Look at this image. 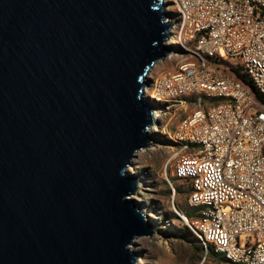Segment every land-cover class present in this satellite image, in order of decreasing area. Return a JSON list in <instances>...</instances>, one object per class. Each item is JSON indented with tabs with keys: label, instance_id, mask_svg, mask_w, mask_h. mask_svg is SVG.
Wrapping results in <instances>:
<instances>
[{
	"label": "water",
	"instance_id": "obj_1",
	"mask_svg": "<svg viewBox=\"0 0 264 264\" xmlns=\"http://www.w3.org/2000/svg\"><path fill=\"white\" fill-rule=\"evenodd\" d=\"M167 3L0 0V264H137Z\"/></svg>",
	"mask_w": 264,
	"mask_h": 264
},
{
	"label": "built area",
	"instance_id": "obj_2",
	"mask_svg": "<svg viewBox=\"0 0 264 264\" xmlns=\"http://www.w3.org/2000/svg\"><path fill=\"white\" fill-rule=\"evenodd\" d=\"M164 1L176 11L163 40L169 51L155 61L180 58L144 92L157 115L192 99L162 130L175 146L171 175L187 181L193 209L179 216L226 264H264V0ZM226 56L237 58L259 96L221 70L216 60Z\"/></svg>",
	"mask_w": 264,
	"mask_h": 264
},
{
	"label": "rangeland",
	"instance_id": "obj_3",
	"mask_svg": "<svg viewBox=\"0 0 264 264\" xmlns=\"http://www.w3.org/2000/svg\"><path fill=\"white\" fill-rule=\"evenodd\" d=\"M167 8L176 11L173 3ZM179 58L180 56L171 54L155 61L149 69L150 78L161 71L173 69ZM223 59L226 63L220 66L222 71L227 70L229 62H237L235 56ZM207 101L212 102L213 99ZM191 104L190 98L185 107L175 105L168 112L159 113L158 130H151L152 138L147 147L137 149L132 158L129 169L139 175V187L133 193L134 198L142 203L154 230L150 235L133 239L132 247L138 255L137 264H226L205 252L178 215L183 214L189 218L186 213L193 209L187 203V181L171 175V156L175 146L162 130L172 129L176 121L192 108ZM166 179L171 182L173 193Z\"/></svg>",
	"mask_w": 264,
	"mask_h": 264
},
{
	"label": "trees",
	"instance_id": "obj_4",
	"mask_svg": "<svg viewBox=\"0 0 264 264\" xmlns=\"http://www.w3.org/2000/svg\"><path fill=\"white\" fill-rule=\"evenodd\" d=\"M216 61H218L219 63H226V61L223 58H219ZM224 72L231 74L234 78L240 79L242 82H244L246 85H248L250 87V89L257 95L259 96V94L256 91V88L254 87L253 83L251 82V80L248 78V76L241 71V65L238 62H229L227 70H223ZM193 213V210H190L186 213V215H191ZM194 235V234H193ZM195 237V236H194ZM205 252L208 253L209 255H212L216 258H218L219 260H223L224 262L226 261L225 258L223 257V255H221L218 252H214L211 248L207 247L205 249Z\"/></svg>",
	"mask_w": 264,
	"mask_h": 264
},
{
	"label": "bare ground",
	"instance_id": "obj_5",
	"mask_svg": "<svg viewBox=\"0 0 264 264\" xmlns=\"http://www.w3.org/2000/svg\"><path fill=\"white\" fill-rule=\"evenodd\" d=\"M149 76V75H148ZM145 88L147 89L146 90V92L148 91V88H149V86L147 85V86H145ZM145 94H148V93H145ZM150 95V94H149ZM157 115V113H155V116ZM152 128V129H151ZM149 130H152V131H155V130H158V124L157 123H155V124H152V126L149 128ZM147 147V146H146ZM142 148V147H141ZM144 148V147H143ZM129 167H130V164H129ZM128 167V168H129ZM141 208H143L142 206H141ZM144 210V209H143Z\"/></svg>",
	"mask_w": 264,
	"mask_h": 264
}]
</instances>
